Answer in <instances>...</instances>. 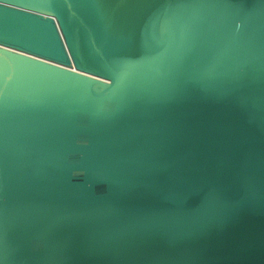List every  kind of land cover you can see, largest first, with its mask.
Instances as JSON below:
<instances>
[{
    "label": "water",
    "instance_id": "1",
    "mask_svg": "<svg viewBox=\"0 0 264 264\" xmlns=\"http://www.w3.org/2000/svg\"><path fill=\"white\" fill-rule=\"evenodd\" d=\"M0 264H264V0H0Z\"/></svg>",
    "mask_w": 264,
    "mask_h": 264
}]
</instances>
